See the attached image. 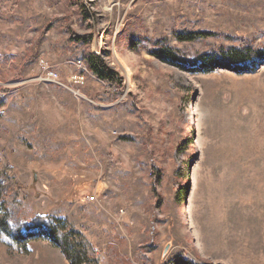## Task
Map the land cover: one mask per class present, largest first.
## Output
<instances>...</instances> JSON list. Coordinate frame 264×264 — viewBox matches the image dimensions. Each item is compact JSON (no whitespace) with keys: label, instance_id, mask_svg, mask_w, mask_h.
<instances>
[{"label":"rangeland","instance_id":"obj_1","mask_svg":"<svg viewBox=\"0 0 264 264\" xmlns=\"http://www.w3.org/2000/svg\"><path fill=\"white\" fill-rule=\"evenodd\" d=\"M241 45L264 0H0V264H70L64 224L80 264H264V54L203 63Z\"/></svg>","mask_w":264,"mask_h":264},{"label":"trees","instance_id":"obj_2","mask_svg":"<svg viewBox=\"0 0 264 264\" xmlns=\"http://www.w3.org/2000/svg\"><path fill=\"white\" fill-rule=\"evenodd\" d=\"M177 36L179 40H192L195 38L192 34H177ZM168 53L165 52L167 55ZM262 54H264L263 50L255 49L248 45L225 47L222 48L220 52L208 55L203 63L211 69L213 67H219L239 71V68H237L239 63L246 62L253 57H260ZM88 65L90 70L93 71L99 79L108 82L116 81L115 72L100 58L91 56ZM3 187L4 185L0 183V234L6 237L9 243H13L14 241H20L19 239L23 240L27 238V236L19 238L17 234L19 223L18 221L10 220L9 209L5 205V200L2 197ZM38 219L42 221L45 218L40 216ZM59 222H61V220H59ZM63 227L64 230L53 226L50 227L48 236H51L52 240L63 250L70 264H80V255L86 252L87 244L82 240L79 233L71 228L66 231L68 228L66 224H64Z\"/></svg>","mask_w":264,"mask_h":264},{"label":"built area","instance_id":"obj_3","mask_svg":"<svg viewBox=\"0 0 264 264\" xmlns=\"http://www.w3.org/2000/svg\"><path fill=\"white\" fill-rule=\"evenodd\" d=\"M75 67L78 68V70H83L84 65L81 60H77L74 63ZM44 71L45 75L44 78L45 80H51V81H57L59 79V72L56 70L51 69L46 63L44 64ZM72 82L76 84H82L83 81V75L80 73H75L71 76ZM95 199L94 195L88 196L87 200L92 201Z\"/></svg>","mask_w":264,"mask_h":264}]
</instances>
